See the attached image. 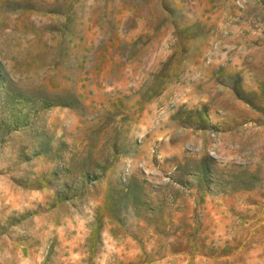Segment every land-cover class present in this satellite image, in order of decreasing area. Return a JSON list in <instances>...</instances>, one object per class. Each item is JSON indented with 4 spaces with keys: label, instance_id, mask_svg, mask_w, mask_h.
<instances>
[{
    "label": "rangeland",
    "instance_id": "rangeland-1",
    "mask_svg": "<svg viewBox=\"0 0 264 264\" xmlns=\"http://www.w3.org/2000/svg\"><path fill=\"white\" fill-rule=\"evenodd\" d=\"M0 264H264V0H0Z\"/></svg>",
    "mask_w": 264,
    "mask_h": 264
}]
</instances>
